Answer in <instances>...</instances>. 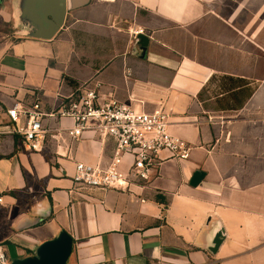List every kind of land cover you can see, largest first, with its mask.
Returning <instances> with one entry per match:
<instances>
[{
  "label": "crops",
  "instance_id": "1",
  "mask_svg": "<svg viewBox=\"0 0 264 264\" xmlns=\"http://www.w3.org/2000/svg\"><path fill=\"white\" fill-rule=\"evenodd\" d=\"M70 10L88 32L41 39L20 19L18 0H0V115L17 101L56 109L58 93L75 89L70 79L84 81L69 65L76 49L87 37L120 35L124 49L114 40L92 49L90 64L103 62L93 80L124 103L164 107L171 131L193 148L188 159L161 164L145 187L89 191L74 185V161H106L111 146L86 135L64 156L55 141L32 151L0 134L8 264L37 256L62 233L72 243L64 264H264V76H256L250 25L241 32L240 0H90L66 17ZM135 30L147 37L139 54L129 52ZM219 75L248 81L242 107L220 110L207 106L216 97L199 98Z\"/></svg>",
  "mask_w": 264,
  "mask_h": 264
},
{
  "label": "built area",
  "instance_id": "2",
  "mask_svg": "<svg viewBox=\"0 0 264 264\" xmlns=\"http://www.w3.org/2000/svg\"><path fill=\"white\" fill-rule=\"evenodd\" d=\"M141 32L132 31L134 36ZM58 98L59 106L50 111L39 101L15 102L1 112L0 134L18 136L32 151L55 141L58 150L65 148L64 156L72 152L71 143L86 135L103 148L111 146L106 161H74L72 180L78 189L132 191L134 186L145 187L164 162L190 157L193 146L171 131L170 113L162 106L146 110L124 103L103 93L99 80L85 82L70 95L58 93ZM3 202L0 194V205ZM0 264H8L1 245Z\"/></svg>",
  "mask_w": 264,
  "mask_h": 264
},
{
  "label": "rangeland",
  "instance_id": "3",
  "mask_svg": "<svg viewBox=\"0 0 264 264\" xmlns=\"http://www.w3.org/2000/svg\"><path fill=\"white\" fill-rule=\"evenodd\" d=\"M12 1V0H9ZM241 6H242V12H241V20L242 23L240 24V27H242V35L246 36L249 35L247 34L248 31L245 32L243 30L244 27H248L250 25V36H254L256 38L257 45L255 46V53H256V76L263 77L264 76V0H240ZM73 10H70L69 12L72 13ZM75 23V18L74 14H69L66 17L64 25L60 28V31L58 32L57 36L62 37L64 39H68L73 41L75 34V31L77 29L75 28H83L86 30L85 32H88V25L86 22L80 23V26H78L79 23ZM74 25V26H73ZM247 29V28H245ZM9 30L12 31V23L9 24ZM98 38L92 39L90 37H87V44L81 48H77L76 52L69 62V65L74 70V73L76 75H81L84 79V81L80 84L83 85L85 82H89L93 79L100 78V73H94L97 69H99L100 64H103L101 61H95L91 63V59L93 57V50L98 44L97 50L98 49H106L108 47V44L111 42V40L116 41V44L119 45V49H124L125 44H128V40L125 38L121 37L120 35L115 36L114 38L107 37L105 34L98 35ZM231 36H233L231 34ZM236 36V35H235ZM81 42V41H80ZM98 42V43H96ZM131 49H129V52L133 53L135 52L136 54H139L143 50V44L141 43L138 38H134L131 41ZM244 44L247 42H243ZM77 45V44H76ZM99 46V47H98ZM244 46V45H243ZM79 47V46H77ZM246 48H249L248 44L245 46ZM68 49H70V46H67ZM81 49V52L79 51ZM252 50V47H251ZM69 51V50H67ZM72 52V50L70 49ZM84 51V52H83ZM253 51V50H252ZM79 73V74H78ZM220 75L213 80V82L209 85L208 91H206V95L210 96L212 92H223L226 91L229 88V85H224L220 88L221 84V79ZM74 91V90H73ZM63 95H70L71 93H64L62 92ZM226 96V95H225ZM225 98L226 97H216L212 99V101L207 103L208 107L212 108H217L219 106V99ZM225 104H232L231 99L229 100H223Z\"/></svg>",
  "mask_w": 264,
  "mask_h": 264
},
{
  "label": "water",
  "instance_id": "4",
  "mask_svg": "<svg viewBox=\"0 0 264 264\" xmlns=\"http://www.w3.org/2000/svg\"><path fill=\"white\" fill-rule=\"evenodd\" d=\"M90 0H18L20 19L30 29L35 38L51 39L65 23L69 9L88 4ZM136 38L144 47L145 34ZM72 243L68 235L62 233L58 239L40 247L37 256L24 260H14L11 264H64L71 253Z\"/></svg>",
  "mask_w": 264,
  "mask_h": 264
},
{
  "label": "trees",
  "instance_id": "5",
  "mask_svg": "<svg viewBox=\"0 0 264 264\" xmlns=\"http://www.w3.org/2000/svg\"><path fill=\"white\" fill-rule=\"evenodd\" d=\"M218 76H213L208 85L204 87V89L200 92L199 98L201 100H204L207 95L205 94L206 91H208L209 85L213 82L215 78ZM70 79V78H69ZM220 79L221 84L219 85L220 88L224 85H229V88L226 91L221 92H212V94L208 97H220V94H223L222 97H226L227 100L231 99L232 104H225L223 100H226L225 98L219 99V106L216 109L225 110V109H238L243 106L246 99L250 97L252 94V88L248 85V81L245 78L240 77H233L224 75L221 76ZM70 82L73 86H75L74 91L77 89L78 85L75 83V81L70 79ZM226 95V96H225Z\"/></svg>",
  "mask_w": 264,
  "mask_h": 264
}]
</instances>
